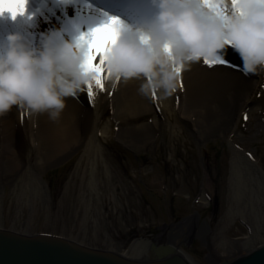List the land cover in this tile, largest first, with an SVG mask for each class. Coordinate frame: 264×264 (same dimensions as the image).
I'll return each mask as SVG.
<instances>
[{
  "label": "rangeland",
  "instance_id": "374dc122",
  "mask_svg": "<svg viewBox=\"0 0 264 264\" xmlns=\"http://www.w3.org/2000/svg\"><path fill=\"white\" fill-rule=\"evenodd\" d=\"M256 81L249 100L252 107L239 115L231 131L220 128L205 141L199 140L189 127L177 123L176 112L170 109L166 113L169 126L138 151L116 139L114 111L103 99L99 122L108 134L101 138L105 155L95 165L93 184L91 171L83 167L85 145L55 165L57 170L39 173L43 183L38 192L26 182L25 171H16L17 182L3 184L0 226L31 235L60 236L128 258L132 244L163 234L165 239L177 234L184 240L177 244L175 239V245L192 257L191 264H213L212 255L220 264L247 254L234 245L250 238L248 219L258 232L256 245L264 244V184L259 179L264 178V71ZM153 116L142 114L133 121L149 122ZM232 147L251 156L260 169L257 175L239 171L233 195ZM227 211L232 213L224 229L227 242L217 233L213 246L210 236L220 229ZM184 214L206 231L202 230L204 239L198 237L199 243L192 247L185 243L192 238L186 239L177 225L178 216Z\"/></svg>",
  "mask_w": 264,
  "mask_h": 264
},
{
  "label": "bare ground",
  "instance_id": "6f19581e",
  "mask_svg": "<svg viewBox=\"0 0 264 264\" xmlns=\"http://www.w3.org/2000/svg\"><path fill=\"white\" fill-rule=\"evenodd\" d=\"M95 1L97 2L90 3L92 9L86 12L85 3L82 0H29L28 12L32 15V20L25 21L18 18L15 21H10L6 17L0 18V42L7 34H17L21 36L23 43L26 42L28 45L27 41H29L31 47H35L42 40L41 34L54 33L57 30H59V39H71L74 24H79L81 31H86L89 21H98L103 18L101 13L117 17L125 24L136 27L149 19L155 12L151 0H131L140 18H135V15L131 16L127 12L123 15L120 12L117 13L112 10L115 4L113 2ZM53 7L56 9L53 10ZM115 9L118 10L117 7ZM36 10H40L38 16H34ZM130 10L133 11L134 7ZM85 15L87 16L85 17ZM83 17L84 22H81ZM32 32L38 33L34 41L29 35ZM54 42L58 41L54 38ZM228 54L233 56L224 58L227 61V66L216 64L209 68L201 61L191 66L190 70L182 72L181 83L171 96H168L162 88L141 94L140 86L146 82L143 76L130 80H114L104 79L105 73H101L102 90L93 85L91 96L88 95L86 89L78 93L77 98H65L66 107L55 122L51 121L46 114H33L25 108L13 106L7 114L0 116V211L3 208L2 200L5 194L3 184L14 185L17 182L16 171H25V174L29 175L26 176V182L32 184L34 192H38L41 189L39 185L43 183L37 178L39 173H43L47 169L57 170L54 166L77 150L80 145L86 147L84 157L86 156L87 159L83 167L84 171H91L89 180L91 185L93 184L95 165L105 155L101 138H107L108 134V128L99 122L103 99L105 104H110L114 111V120L117 124L116 139L136 151L147 146L152 140L155 141L156 137L169 126L166 113L170 109L176 112L177 123L181 121L184 126L189 127L192 134L199 140L205 141L220 128L223 131H231L238 121L239 115L252 107L249 100L254 95L257 85L256 76L259 73L245 75L242 71L240 57L232 49L226 50V55ZM236 58H239L238 66L231 64L232 59L235 61ZM93 64L99 65V55L93 60ZM148 113L154 115L151 121L140 124L133 121L140 115ZM232 151L231 179L233 178V180H231L230 187L233 195L235 194L234 180L239 175V171L246 170L250 174L257 175V171L260 169H257L253 158L243 153L238 147H232ZM80 167L82 168V165ZM32 178H35L34 181ZM262 178H259L261 186L264 184V178L263 180ZM231 215L232 213L227 211L221 220L220 229L211 234L210 239L213 246L216 245L215 235L217 233L222 234L223 241L227 242L224 229L227 227V221ZM189 216L188 214L178 216L177 225L186 239L192 238L185 242L192 247L193 243L195 245L199 243L198 237L203 238L202 230H205ZM248 220L247 226L251 236L246 242L234 245L238 252L248 251L250 253L264 246V244L256 245L258 232ZM181 232L178 231V233ZM0 234L6 235V237L11 234L9 238L17 236L23 239H33V236H41L44 240L52 237L62 238L51 234L20 233L13 227L1 226ZM165 236L163 234L160 238L158 237L159 239L154 240L142 239L132 244L128 249L129 258H125L132 261H155L178 256L191 264L192 257L187 255L184 250L178 251L175 245V239L177 244L184 243V240H181L177 234H170L166 239ZM62 239L84 246L74 240ZM160 247L172 252L158 256L155 251ZM91 249L107 252L105 249ZM227 251L230 252L228 249ZM233 257L232 253L231 258ZM209 258L212 262L214 261L213 264H216V257L212 255ZM237 258L239 256L223 260L220 264H230Z\"/></svg>",
  "mask_w": 264,
  "mask_h": 264
},
{
  "label": "clouds",
  "instance_id": "9594fccd",
  "mask_svg": "<svg viewBox=\"0 0 264 264\" xmlns=\"http://www.w3.org/2000/svg\"><path fill=\"white\" fill-rule=\"evenodd\" d=\"M29 0H0V18L31 21ZM153 15L131 27L101 13L86 31L73 25L71 39H59V30L41 34L30 47L21 36L7 34L0 42V116L13 106L57 121L65 98H77L104 79L130 80L143 76L140 93L164 89L171 96L182 72L203 62L209 68L231 48L242 61L245 75L264 71V0H151ZM86 12L92 9L84 4ZM87 15H85L86 17ZM116 20L110 43L98 51L101 65L88 58L92 44L82 38L101 24ZM84 22V17L82 21ZM54 38L58 42H54Z\"/></svg>",
  "mask_w": 264,
  "mask_h": 264
},
{
  "label": "water",
  "instance_id": "95a60500",
  "mask_svg": "<svg viewBox=\"0 0 264 264\" xmlns=\"http://www.w3.org/2000/svg\"><path fill=\"white\" fill-rule=\"evenodd\" d=\"M0 234V264H188L175 256L165 260H129L112 252L93 250L62 238L44 240L41 236L33 239ZM172 252L160 247L158 256ZM230 264H264V246L259 250L237 258Z\"/></svg>",
  "mask_w": 264,
  "mask_h": 264
},
{
  "label": "snow or ice",
  "instance_id": "6c2138e0",
  "mask_svg": "<svg viewBox=\"0 0 264 264\" xmlns=\"http://www.w3.org/2000/svg\"><path fill=\"white\" fill-rule=\"evenodd\" d=\"M117 23L118 21L116 20H109L101 24L94 31L92 30L88 31L86 36L82 38V42L84 44H88V43L92 44V50L88 53V58L92 60V62L96 58V56L99 55V65L102 64V61L100 60V56L102 55V53L99 52L98 50L101 49L106 42L110 43L114 25H116ZM217 64L227 66V61L225 59L219 60ZM97 66L98 65L93 64V67H97ZM96 86L97 88H101V80L97 82ZM88 95L89 96L92 95L91 87H89L88 89Z\"/></svg>",
  "mask_w": 264,
  "mask_h": 264
}]
</instances>
